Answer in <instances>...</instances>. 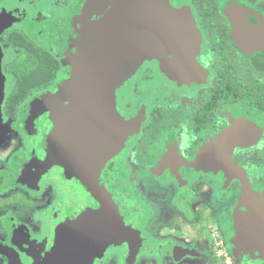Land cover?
Listing matches in <instances>:
<instances>
[{"label": "flooded vegetation", "instance_id": "1", "mask_svg": "<svg viewBox=\"0 0 264 264\" xmlns=\"http://www.w3.org/2000/svg\"><path fill=\"white\" fill-rule=\"evenodd\" d=\"M167 1L174 9L190 10L200 35L198 52L151 57L114 90V110L130 133L97 172L94 162L89 167L82 157L101 156L113 147V129L96 126V118H79L78 110L71 113L66 92L73 87L64 84L70 83L79 31L100 20L114 0H0L1 118L19 81L15 61L31 60L23 45L36 51V61L43 57L59 64L42 72L47 77L9 117L17 132L8 134L0 126V195L18 187L37 207L35 217L20 221L0 215V264H39L51 251L60 224L100 208L87 188L93 181L110 196L124 225L138 234L140 246L132 264L143 253L166 252L176 263L199 259V249L225 264L217 257L215 241L228 251L231 264H264L259 258L263 247H245V253L232 245L236 235L248 234L264 216V53L243 52L233 41L229 21L240 6L264 18V0ZM247 21L257 23L253 16ZM35 101L39 107L33 118H26ZM64 113L80 141L72 142L76 135L59 140L57 124ZM48 135L49 151L43 146ZM62 148L70 167H83L84 180L73 169L48 164V153ZM207 151L212 153L204 169L188 166ZM225 156L246 185L217 163ZM174 247L197 256L176 260ZM112 248L124 250L121 264H126L128 245H111L104 254Z\"/></svg>", "mask_w": 264, "mask_h": 264}, {"label": "water", "instance_id": "2", "mask_svg": "<svg viewBox=\"0 0 264 264\" xmlns=\"http://www.w3.org/2000/svg\"><path fill=\"white\" fill-rule=\"evenodd\" d=\"M248 16L255 17L257 23L250 24ZM229 21L233 24V41L243 52L264 53V18L240 6L231 12ZM77 42L71 59L70 83L64 84L73 87L66 92L71 95L69 110L71 113L74 109L81 112L79 118H96V126L112 128L114 135L113 147L105 150L103 155L82 157L83 164L85 161L89 167L93 161L95 171L98 172L107 157H111L114 154L112 152H117L130 133L127 124L114 110V90L143 61L151 57L165 53L179 56L196 54L200 35L188 7L174 9L167 0H114L112 8L100 20L83 26ZM3 82L0 69V105L3 99ZM38 102L30 105L26 118H33L32 113L39 107ZM64 114L62 122L57 124L56 134L61 135L60 141L66 142L76 134L73 122L66 123L68 117ZM81 124L77 122L75 125ZM68 129L72 132H68ZM65 134L71 136L66 137ZM78 140L80 138L76 135L72 142ZM49 142L52 141L48 135L43 141V146L48 151ZM63 150L64 148L48 153V164L56 163L68 170L73 169L74 174L84 180L86 172L84 173L83 167L78 164L75 169L70 167L72 164L68 162ZM209 153L212 152H204L188 166L192 169H204ZM217 161L246 185L243 174L226 156L222 163L219 159ZM87 188L99 200L100 208L86 210L76 219L60 224L55 230L51 251L39 264H92L95 258L103 256L109 246L121 243H126L129 249L125 262L132 264L135 261L140 246L137 232L124 225L110 196L97 189L96 181L87 183ZM232 245L236 251L242 250L245 253L251 247L261 246L263 249L259 252V258L264 259V216L255 221L248 234L236 235ZM245 247L248 251H245ZM173 255L176 260H180L184 256H197V253L174 247Z\"/></svg>", "mask_w": 264, "mask_h": 264}, {"label": "rangeland", "instance_id": "3", "mask_svg": "<svg viewBox=\"0 0 264 264\" xmlns=\"http://www.w3.org/2000/svg\"><path fill=\"white\" fill-rule=\"evenodd\" d=\"M4 114L2 115V118L0 120V126H5V131L8 134L16 133L18 130L16 122H13L9 119V117L11 116ZM36 210L37 207L35 205V201L31 198V195L21 188L13 186L11 188H8L7 191L4 192V194L0 195L1 217L5 215H8V217H10V215H13L15 218L18 219V221H20V219L35 217L37 213ZM216 232L220 236L218 231ZM221 238L216 239L223 241ZM199 251V259L186 257L178 263L174 262L170 255H168L166 252L159 253L156 255H148L147 253H143L140 257H138L137 262L135 264H223L222 260L218 261L213 258L211 256L212 253L211 255H209V253L205 252V250L199 249ZM124 253L125 252L122 248H112L103 255L102 259H100L99 261V264H121V260L124 256Z\"/></svg>", "mask_w": 264, "mask_h": 264}, {"label": "trees", "instance_id": "4", "mask_svg": "<svg viewBox=\"0 0 264 264\" xmlns=\"http://www.w3.org/2000/svg\"><path fill=\"white\" fill-rule=\"evenodd\" d=\"M25 48V52L31 56V60L26 61L25 64H20L19 61H15L14 65L16 66L19 76V81L16 85V88L13 92L8 95L7 101L3 107V112L9 116H15V109L17 105L24 100L28 96L27 92L31 89L40 85V82L44 80L47 76L42 74L43 71H47L49 65H51V69L54 70L58 68V62L55 63L45 60L43 57L37 59V61L33 58L34 52L31 46L23 45ZM34 65L37 66L36 69H33ZM27 67H31L32 69L29 71Z\"/></svg>", "mask_w": 264, "mask_h": 264}, {"label": "built area", "instance_id": "5", "mask_svg": "<svg viewBox=\"0 0 264 264\" xmlns=\"http://www.w3.org/2000/svg\"><path fill=\"white\" fill-rule=\"evenodd\" d=\"M214 245L216 247H219V250L217 252V257L224 259L225 264H230V256L228 251L222 248V246H220L216 241L214 242Z\"/></svg>", "mask_w": 264, "mask_h": 264}]
</instances>
